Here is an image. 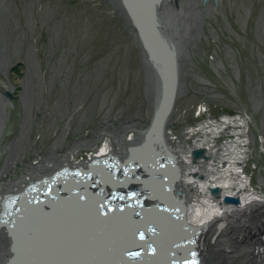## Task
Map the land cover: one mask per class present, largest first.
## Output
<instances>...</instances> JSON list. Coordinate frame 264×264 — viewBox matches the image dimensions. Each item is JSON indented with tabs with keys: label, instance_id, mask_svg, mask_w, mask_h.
<instances>
[{
	"label": "rangeland",
	"instance_id": "374dc122",
	"mask_svg": "<svg viewBox=\"0 0 264 264\" xmlns=\"http://www.w3.org/2000/svg\"><path fill=\"white\" fill-rule=\"evenodd\" d=\"M222 1L219 7L212 3L213 11L202 18L203 35L190 43L192 61L181 71L185 86L174 107L170 135L183 142L186 132L200 124L242 116L250 133L239 123L216 140L225 145L238 136L251 138L243 171L262 195L264 0ZM140 52L136 33L101 0H0V92L13 95L7 99L10 103L2 102L6 107L0 177L12 151L23 149L5 180L26 182L11 193L36 179L28 168L43 157L55 152L64 157L74 150L72 159L85 165L108 138L114 142L108 132L134 123L143 132L147 129L156 90ZM7 56L4 71L1 60ZM133 134L140 131L127 129L124 139ZM86 140L97 142L77 148ZM193 142L189 140L190 145ZM114 146L124 151L129 147ZM0 191L1 197L10 192Z\"/></svg>",
	"mask_w": 264,
	"mask_h": 264
},
{
	"label": "bare ground",
	"instance_id": "6f19581e",
	"mask_svg": "<svg viewBox=\"0 0 264 264\" xmlns=\"http://www.w3.org/2000/svg\"><path fill=\"white\" fill-rule=\"evenodd\" d=\"M222 2L216 0L215 5L219 7ZM211 3L205 8L201 7L202 18L213 11L215 6ZM194 34L192 31L187 41L191 43V39L196 37H193ZM149 40L157 48V41L153 38ZM9 61V56L2 58L4 71L8 70L6 64ZM149 79H153L150 86L155 87L154 77ZM182 86L185 83L180 84L178 93ZM2 102L0 134L4 129L6 107H3ZM173 115L164 124L161 133L157 124L154 128L150 124L143 132V127L135 123L126 125L123 131L108 132L112 134L114 142L108 138L98 153L91 155L88 161L109 156L125 160L131 154H134L136 160L141 158L140 153L146 158L150 147L169 154L174 162L169 166L170 171L157 178V187H147V193L163 201H171L172 196L178 203V209L172 206L162 209L147 204V207L132 210L134 220H130L131 216H125V212L121 213L124 216L120 218L110 213L98 217L94 215L88 198L104 197L117 183H114V178L102 179L100 182L103 184L99 185V190L93 187L98 186V183L91 181L92 188L86 191L92 195L88 197L84 192L83 197L71 201L63 197L46 206L37 207L35 203L32 204L34 208L16 221H11L13 224H0V263L5 257L13 255L9 248H16L22 254L16 264H163L165 259H173L172 256H181L178 264H264V194L252 188L250 179L243 171V159L251 138L242 139L238 136L232 144L228 142L225 145L216 140L227 128H234L239 123L244 125L245 132L250 133L247 121L239 115L223 117L220 121H207L186 132L187 137L181 142L178 137L170 135L169 125ZM130 128L140 131V134H133L125 140L124 132ZM63 139L62 136L59 142L62 143ZM191 139H194L193 145L189 144ZM262 139L264 143V133ZM23 140L27 142L25 138ZM96 142L86 140L79 143L77 148L93 147ZM115 143L129 147L125 151L117 150ZM195 149H203L208 158L194 162L192 152ZM22 151H12L0 177V188L10 191L3 197L0 191V215L6 196L18 194L28 185L51 176L56 171L52 170L53 167L77 169L84 165L72 159L74 150H69L70 154L64 157L55 152L54 156L43 157L36 165L28 168V172L36 177L34 181L28 182L20 191L11 193L14 186L22 187L26 183L17 178L13 181L5 180V175ZM111 172L115 170L102 167L97 170V175L109 177ZM212 188L220 190L218 197L211 193ZM226 196L238 198L239 204L224 203ZM185 226L191 228V232H198L197 240L190 239L182 231ZM183 235L187 239L182 238ZM185 240L186 244H182V250H185L181 254H169V247L177 241ZM190 243L193 246L189 250L185 246ZM196 248L199 253L191 260L190 255L193 256Z\"/></svg>",
	"mask_w": 264,
	"mask_h": 264
},
{
	"label": "water",
	"instance_id": "95a60500",
	"mask_svg": "<svg viewBox=\"0 0 264 264\" xmlns=\"http://www.w3.org/2000/svg\"><path fill=\"white\" fill-rule=\"evenodd\" d=\"M104 3L111 5L113 9L118 11L119 15L124 19L140 42V57L141 64L148 77L155 79V99L154 104L157 106L151 122V128L157 124L160 128V133L164 124L169 122L170 116L173 113L177 98L179 96L178 88L181 84V71L184 69V63L192 61V55L189 50V41L192 31L195 32V38H200L203 35L204 27L202 16H200L201 7L205 8L210 0H101ZM216 0H214V3ZM213 3V2H212ZM211 3V4H212ZM199 23V25H198ZM150 38L157 41L155 48ZM190 63V62H189ZM188 63V64H189ZM187 64V63H186ZM13 95L11 92H0V101L5 100L10 103ZM5 125V122H4ZM167 125V124H166ZM153 130H151L152 132ZM150 132V133H151ZM132 150V149H130ZM149 154L146 158L139 154V159L134 160V154L129 155L130 161L136 162L137 166L149 165V172L152 174V169L162 170L160 175L164 176L169 169V159H172L169 154L161 153L155 148H148ZM207 155L203 149H195L192 152V159L197 162L200 159H207ZM173 160V159H172ZM148 176V175H146ZM159 184V183H158ZM157 184V186H158ZM211 193L218 197L220 190L212 188ZM52 197L55 194L49 191ZM166 193V192H161ZM47 196V194H40ZM151 196V195H150ZM36 197V196H33ZM32 197V199H33ZM50 197V199L52 198ZM153 197V196H152ZM2 203L3 209L0 215V224L8 226L13 224L22 214L34 208L33 200L31 204L21 202V197L12 199L8 204L7 199ZM154 198V197H153ZM39 199V198H37ZM171 196V201H175ZM40 200L37 201L39 203ZM7 203V204H6ZM176 203V202H175ZM226 204H239V199L236 197L226 196L224 198ZM48 205L47 203L44 206ZM39 203L37 207H41ZM12 221V222H11ZM13 255L8 256L5 264H16L22 258L21 252L12 248Z\"/></svg>",
	"mask_w": 264,
	"mask_h": 264
},
{
	"label": "snow or ice",
	"instance_id": "6c2138e0",
	"mask_svg": "<svg viewBox=\"0 0 264 264\" xmlns=\"http://www.w3.org/2000/svg\"><path fill=\"white\" fill-rule=\"evenodd\" d=\"M141 238H143V237L141 236Z\"/></svg>",
	"mask_w": 264,
	"mask_h": 264
}]
</instances>
